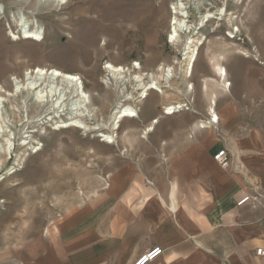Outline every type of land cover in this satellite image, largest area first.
Returning <instances> with one entry per match:
<instances>
[{"label": "rangeland", "instance_id": "obj_1", "mask_svg": "<svg viewBox=\"0 0 264 264\" xmlns=\"http://www.w3.org/2000/svg\"><path fill=\"white\" fill-rule=\"evenodd\" d=\"M201 1L200 14L206 9L218 14L217 10L223 9L232 14L231 25L239 32L231 40L227 35L232 26L226 20L208 22L199 30L205 43L191 77L186 79L180 53L187 34L176 40L178 44L168 38L175 0H0V87L4 94L11 93V84L24 79L27 71L56 68L81 78L95 108L91 123L106 124L122 98L121 83L111 80L106 87L102 82L106 65L130 69L139 65L140 72L156 76L159 66L172 68L171 78L157 83L162 94L150 91L143 103H131L138 117L121 122L115 131L116 143L111 145L95 132L59 129L55 122L60 119H50L52 115L45 113V107L36 106L25 95L4 104L3 130L11 136L13 149L11 154L0 155L5 161L0 169V256L102 191L116 163L114 158L128 152L121 143L147 139L144 116L156 111L159 114L152 119L158 120L164 116L161 107L188 96L187 83H193L190 93L194 95L201 79L216 78L214 60L226 70L227 91L231 78L245 74L254 84V66L264 68V0H242L241 4L235 0H182L192 25L198 23L195 8ZM17 23L36 27L42 39H22ZM135 72L133 75H138ZM207 84L214 91V83L209 80ZM101 131L112 132L109 128ZM4 147L0 142V151Z\"/></svg>", "mask_w": 264, "mask_h": 264}, {"label": "crops", "instance_id": "obj_2", "mask_svg": "<svg viewBox=\"0 0 264 264\" xmlns=\"http://www.w3.org/2000/svg\"><path fill=\"white\" fill-rule=\"evenodd\" d=\"M213 70L191 111L161 116L151 132L159 113L145 115L147 139L121 143L128 152L106 187L0 264H133L155 247L163 253L148 264H264V68L254 66V84L231 78L229 91ZM222 149L224 166L213 159Z\"/></svg>", "mask_w": 264, "mask_h": 264}, {"label": "bare ground", "instance_id": "obj_3", "mask_svg": "<svg viewBox=\"0 0 264 264\" xmlns=\"http://www.w3.org/2000/svg\"><path fill=\"white\" fill-rule=\"evenodd\" d=\"M51 1H54L55 3H62L66 0ZM235 2L237 4H241L242 0H235ZM202 5H204L202 1L196 4L197 7L195 8V14L198 16V23L196 25H192L190 23V15L188 14V11H186L187 6L185 7V4L182 3V0H175L171 11L172 17L169 22L168 32L169 41L174 44H178L179 41L176 42V40H180L182 35L185 36L187 34V37H185V40L183 41V50H181L182 52L180 53V64L182 65L183 75L186 79L191 77L199 49L205 43V38H203L202 35H199V30L205 27V25L212 19L218 21L226 20L228 25H231L234 21L232 14H226V11H223V9L217 10L218 14L210 13V11L207 9L204 14H200L199 9ZM225 5L226 4L223 3L224 8L226 7ZM19 24L18 25L20 27L19 30L22 34V39L37 42L42 39L41 32L36 27L29 28L27 23L26 25L25 23ZM231 26L232 30L227 36L232 40L239 32V28H234V25ZM191 32L193 33L189 35ZM11 36L13 37V35ZM213 67L219 72V78L217 80L218 83L221 84L222 82L225 84V86L226 84H229L225 83L226 73L224 68L215 60L213 61ZM132 68L138 69L136 71L139 72L137 73L138 75L134 76V73L128 71L129 69L126 71V69L122 66L108 64L104 67L107 73L105 75V79L102 81L104 85L106 87L110 86L109 82L111 80L119 84L121 83L122 85V88L119 91L122 98L116 103L115 107L110 112L108 122L106 124L91 123L95 118V108L93 107L91 94L85 89L81 78L77 75L65 73L56 68H41L37 69L36 71H27L24 79L20 81L15 80L13 84H11V93L4 94L2 90L3 87H0V142H4L5 144L3 151H0V155L2 153L5 155L11 154L10 152L13 149L11 136L9 134H5L3 130V126L5 125L4 118L6 111L4 109V104L10 103L11 100H18L19 97L23 95H25V98L27 99H32L31 101L36 106L38 105L45 107V113L52 115V118L50 119H55L58 117L60 121L55 122V124H59L57 125L59 129L74 128L90 133L95 132L98 134L99 138H102V141L106 142L107 144H113L116 138L115 131L119 129L121 122L126 118L132 119L138 117V111L132 106L133 104L131 103H143L150 91H156L162 94V90L157 83L162 81L166 82L172 76V68L169 67L163 68L159 66V69H157V72L159 73L158 76L152 72H140L141 67L139 65L132 66ZM130 81L134 84H128ZM187 84L188 85L186 86L185 90L192 92L193 84ZM112 85L114 84H111V86ZM127 85H129V91L127 90ZM167 106L168 105L164 107ZM10 110L18 112L16 107H11ZM157 121L158 120H152L148 131L151 132V130H153V125ZM108 128L112 131L110 134H105V132L103 133L101 131H107ZM23 145H27V143L25 144L24 142ZM33 148L34 147H32V149ZM4 162L5 161L0 160V169Z\"/></svg>", "mask_w": 264, "mask_h": 264}, {"label": "built area", "instance_id": "obj_4", "mask_svg": "<svg viewBox=\"0 0 264 264\" xmlns=\"http://www.w3.org/2000/svg\"><path fill=\"white\" fill-rule=\"evenodd\" d=\"M124 68L126 69V71L127 69H129L128 71H131V72L138 70L135 68L130 69L126 66H124ZM226 87H229V84H226ZM193 102H194V97L189 92L188 96L186 98H183L179 102H174L172 105L170 106L168 105L167 107H161L162 115L171 116V115L183 112V111H191ZM212 113H213V109L209 110L208 112L209 117L205 123L215 125L217 124V117H213L212 115H210ZM213 159L219 165L224 166L228 161V153L225 149L219 150L214 154ZM162 253H163V250L160 247L152 248L150 251L146 252L145 254L137 258L133 264H148L152 262L153 260H155L156 258H158L159 256H161ZM255 255L258 257L264 258V248H257L255 250Z\"/></svg>", "mask_w": 264, "mask_h": 264}]
</instances>
